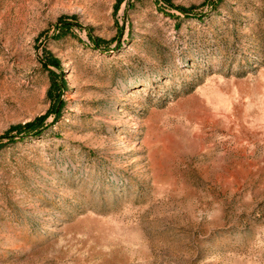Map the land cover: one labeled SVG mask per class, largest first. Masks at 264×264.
<instances>
[{
    "label": "rangeland",
    "instance_id": "1",
    "mask_svg": "<svg viewBox=\"0 0 264 264\" xmlns=\"http://www.w3.org/2000/svg\"><path fill=\"white\" fill-rule=\"evenodd\" d=\"M0 264H264V0H0Z\"/></svg>",
    "mask_w": 264,
    "mask_h": 264
}]
</instances>
